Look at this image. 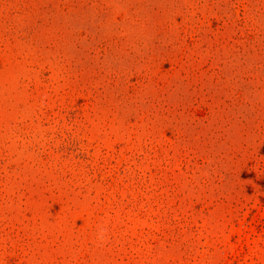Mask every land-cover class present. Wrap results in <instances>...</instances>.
I'll return each mask as SVG.
<instances>
[{
  "label": "rangeland",
  "instance_id": "obj_1",
  "mask_svg": "<svg viewBox=\"0 0 264 264\" xmlns=\"http://www.w3.org/2000/svg\"><path fill=\"white\" fill-rule=\"evenodd\" d=\"M0 264H264V0H0Z\"/></svg>",
  "mask_w": 264,
  "mask_h": 264
},
{
  "label": "trees",
  "instance_id": "obj_2",
  "mask_svg": "<svg viewBox=\"0 0 264 264\" xmlns=\"http://www.w3.org/2000/svg\"><path fill=\"white\" fill-rule=\"evenodd\" d=\"M187 51H186V49H177V55H176V58H179L181 61H183V60H185L186 59V57H185V53H186ZM172 55H174L173 57H175V54L173 53ZM210 64V63H209ZM176 68L177 69H179V66H176ZM174 71V70H173ZM190 71V75H189V77L187 76V74H186V72H183V80H182V82H181V84H186L187 83V81H189L190 79H191V75L192 74H195V72H194V69H190L189 70ZM196 71V70H195ZM148 79V78H147ZM194 87V86H193ZM199 88H202V86H198ZM203 91H205L206 89H202ZM200 98L201 97H198V99H197V101H199L200 100Z\"/></svg>",
  "mask_w": 264,
  "mask_h": 264
}]
</instances>
